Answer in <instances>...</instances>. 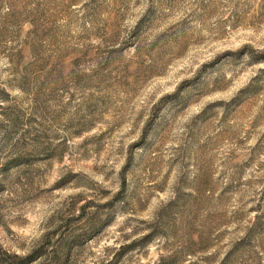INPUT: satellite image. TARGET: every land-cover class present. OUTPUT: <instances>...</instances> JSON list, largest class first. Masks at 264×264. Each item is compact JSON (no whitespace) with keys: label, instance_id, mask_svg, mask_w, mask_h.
<instances>
[{"label":"rangeland","instance_id":"obj_1","mask_svg":"<svg viewBox=\"0 0 264 264\" xmlns=\"http://www.w3.org/2000/svg\"><path fill=\"white\" fill-rule=\"evenodd\" d=\"M0 264H264V0H0Z\"/></svg>","mask_w":264,"mask_h":264},{"label":"trees","instance_id":"obj_2","mask_svg":"<svg viewBox=\"0 0 264 264\" xmlns=\"http://www.w3.org/2000/svg\"><path fill=\"white\" fill-rule=\"evenodd\" d=\"M42 255H43V252H41V248H38L32 255L28 257V259H31V261L36 260Z\"/></svg>","mask_w":264,"mask_h":264}]
</instances>
